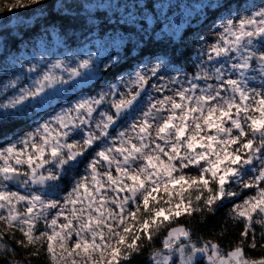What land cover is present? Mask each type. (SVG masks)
Listing matches in <instances>:
<instances>
[{"label":"snow or ice","instance_id":"snow-or-ice-1","mask_svg":"<svg viewBox=\"0 0 264 264\" xmlns=\"http://www.w3.org/2000/svg\"><path fill=\"white\" fill-rule=\"evenodd\" d=\"M78 3L64 0L61 8L71 11ZM219 29L214 43L201 41L191 77L181 79L178 69L169 75V62L158 59L110 82L105 78L119 71L118 58L101 62L89 53L43 69L41 56L26 69L19 65L36 74L28 77L31 83L21 84V75L0 82V92L14 90L0 102L2 120L104 80L102 87L93 85L94 94L69 97L32 132L0 149V221L22 234L18 245L35 248L37 257L43 248L53 264H125L141 254L143 240L150 243L167 228L151 264H201L200 258L205 264H264V255L250 259L244 248L246 241L257 247V225L264 240V7L225 19ZM256 80L260 84L251 86ZM84 160L86 174L57 198L64 174ZM11 182L30 190L11 191ZM233 185L254 194L232 206L231 218L244 227L226 255L210 240L194 242L182 225L168 227L185 214L214 213L239 196ZM6 234L0 232V253L14 255Z\"/></svg>","mask_w":264,"mask_h":264},{"label":"trees","instance_id":"trees-1","mask_svg":"<svg viewBox=\"0 0 264 264\" xmlns=\"http://www.w3.org/2000/svg\"><path fill=\"white\" fill-rule=\"evenodd\" d=\"M94 0H79L71 11L61 8L64 0H45L43 4L33 5L32 7H14L9 12L8 7L0 6V82L3 78L9 77L6 73L5 65H8L9 57L18 54L26 49V45H31L32 41L41 38L43 33L50 28L58 30L59 34L64 38L68 46L79 48L87 44L94 36L99 38L114 37L121 43L119 50L114 52V57L119 60V71L113 76L105 79L110 82L116 75L133 70L137 65L149 60L165 59L172 66L188 69L192 67L191 51L182 47L178 42H174V38L162 36L163 27L161 14L154 10L155 0H131L132 2H144L147 7L154 13L155 21L150 24L145 21H132L120 18L118 14L110 15L109 12L98 10L95 13H87V6H91ZM128 0H125V2ZM249 0H222L224 4L223 10L233 7L240 8ZM72 3V0H67ZM60 6V7H58ZM220 10V9H217ZM17 12L19 16L29 20L30 25L25 31L16 33L10 26L12 22V14ZM210 12L213 15H210ZM209 18L214 19L217 13L208 11ZM70 17L64 19V17ZM19 29V27H17ZM185 36L190 35L188 30ZM28 45V46H29ZM27 46V47H28ZM4 68V69H3ZM3 71L4 73H2ZM104 82L99 80L96 85ZM31 120L22 116H11L0 120V141L12 138L17 135L28 133L31 130ZM75 176L72 172L61 179L62 186H69ZM184 226L192 232V240L198 244L204 241H212L219 244L222 253L227 254L240 240V233L243 231L244 224L241 221L231 218V205H221L214 213L206 210L202 213H193L188 216L182 215L179 219L174 220L168 227ZM167 228H162L160 232L154 236L149 243L143 240L144 247L141 254H133L130 262L125 264H151L150 256L153 249L162 247L161 240L167 233ZM0 232L7 233L5 241L9 248L15 250V254L0 253V264H12L13 261H27L30 264H47V254L41 248L40 255L33 256L31 253L35 248H22L16 243L22 238L11 234L8 228L0 224ZM246 241L244 244L245 254L250 259H258L264 255V252L249 248ZM46 247V246H45ZM201 264H204L201 262Z\"/></svg>","mask_w":264,"mask_h":264},{"label":"rangeland","instance_id":"rangeland-1","mask_svg":"<svg viewBox=\"0 0 264 264\" xmlns=\"http://www.w3.org/2000/svg\"><path fill=\"white\" fill-rule=\"evenodd\" d=\"M21 5H27L28 7H32L34 4H32V0H0V6L5 8L9 6L21 8ZM223 6L224 4L222 3V0L154 1V10L156 11L155 14L160 13L162 16V36H166L169 38L179 37V43L181 42L180 45H183L182 47H184L185 49L188 48L191 51L192 67L190 71L188 69L172 66L169 63V75H178V73L175 71L176 69H178L179 74H181V79L183 75L191 77L197 71L196 65L198 63V56L202 47L201 41H203V46H207L209 44L214 43L217 39L216 33L220 30L219 25L225 19L234 18L235 16H243L261 7H264V0H249L245 5H242L240 8L232 6L231 9L229 8L225 11L222 9ZM86 9L87 13H95L98 10L109 12V14L113 16L116 13L120 18H124L126 20L145 21L150 24L155 21L154 13H152V10L147 7L144 2L136 3L132 2L131 0H128L126 2L125 0H94L93 4L91 6H87ZM213 10L215 13H217V17L214 19H210L208 11ZM210 15H213V13L210 12ZM33 21L34 20H31L32 23L27 24L29 20L19 16L18 13L15 12L12 14V22L10 23V26L12 27V30L16 31V33L19 34L21 33V31H25L26 28H28L30 25H33ZM17 27H19V29ZM186 30L190 32V35H184ZM114 41L118 43H115ZM28 45H26V49L24 51H20L18 54H13L9 57L8 65L4 66V68L7 70L6 73L9 77H6V79L3 78L4 81L2 83H6L9 79H14L16 75H21V84L31 83V80L28 79V77L31 76L34 79L36 74L27 73L25 69L28 65L39 62L41 56L44 57V62L40 65L41 69H43L48 64L53 63L58 59H67L74 64L76 58L86 57L89 53H96L99 56V60L103 62L107 60L109 55L114 57V52L119 50V48L121 47V43L118 41V39L114 37L107 36L105 38H99L94 36L87 44H84L79 48H74L68 46L65 43L64 38L59 34L58 30L55 28L48 29V31L43 33L41 38L32 41L31 45ZM105 48H107L106 52L104 51ZM13 58H16V67L12 66ZM149 61L155 63L157 60ZM149 61H145L140 65H137L133 70H139V67H141L143 64L148 63ZM20 64H24L25 69H21L19 67ZM148 67H151V64H148ZM133 70L126 71L125 74ZM1 72L4 73L3 71ZM96 82L97 81H93L91 84L86 86L85 89H77L74 93H69L67 96H58L51 105L46 106L43 109H38L37 111L29 110L27 115L19 116L26 117L31 120L30 132H32L37 124L42 123L44 120L48 119L50 115L54 114V111H59L60 105L65 104V102L69 100V97L94 94L96 88L93 87V85H96ZM155 82L156 81L154 79L152 83ZM198 83L203 82L198 81ZM250 83L251 86L257 87L260 84V80L252 81ZM103 84L104 82H101L96 86L102 87ZM149 91H151V89H149ZM13 94L14 90L11 89L6 93L0 92V102H4L8 97H11ZM117 130H119V126L117 127ZM25 134L27 133H24L22 135L19 134L15 137L7 138L4 139V141H0V149L9 146V144L17 141L20 137L25 136ZM113 135H115V132H113ZM75 138L79 139V137ZM18 147H20V145H18ZM86 164L87 161L84 160L79 164L73 165V167L67 171L72 172L74 174L78 172V176L74 177L72 183H70L69 186H62V183L60 181V186L56 190L57 198L62 199L65 196L66 192L71 189L73 183L76 180H79L81 175L86 174ZM186 171H188L190 174H196L195 169H189ZM67 172L64 174V176L67 174ZM113 175H115V171H113ZM212 186L215 187V185ZM8 188L11 191H18L21 194H27L30 190L29 188H26L24 186L11 187L9 184ZM233 190L237 191L239 193V196L233 199H226L223 203V205H231V209L234 203L239 204L241 203L243 198L254 194L253 190L242 189L236 187L235 185H233ZM185 195H187V193H185ZM20 210L23 211L22 208H20ZM238 221L243 222L242 220ZM60 222H64L63 218H61ZM0 224L8 228L5 222L0 221ZM37 229L38 231L36 234L38 235L40 231L44 230V225L42 223L38 224ZM8 230L11 232V234H15L23 239L22 234L18 230L10 228H8ZM255 230L257 234V247L255 249L264 252V247H260V244H264V240H260L259 238V234L261 231L260 226L257 225ZM37 247H39V245H37ZM200 260L205 264L203 258H200ZM47 264H53L49 257L47 258Z\"/></svg>","mask_w":264,"mask_h":264},{"label":"water","instance_id":"water-1","mask_svg":"<svg viewBox=\"0 0 264 264\" xmlns=\"http://www.w3.org/2000/svg\"><path fill=\"white\" fill-rule=\"evenodd\" d=\"M179 39H180L179 37L174 38V42H178ZM9 185L11 187H19V186H22V185H19V184L15 183V182H11V183H9Z\"/></svg>","mask_w":264,"mask_h":264}]
</instances>
